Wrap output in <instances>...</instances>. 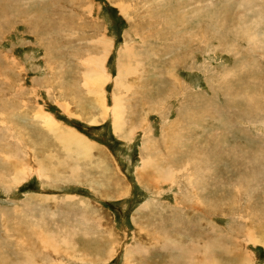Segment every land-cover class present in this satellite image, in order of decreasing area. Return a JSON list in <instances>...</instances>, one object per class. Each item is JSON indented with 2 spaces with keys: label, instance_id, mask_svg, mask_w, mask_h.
<instances>
[{
  "label": "rangeland",
  "instance_id": "1",
  "mask_svg": "<svg viewBox=\"0 0 264 264\" xmlns=\"http://www.w3.org/2000/svg\"><path fill=\"white\" fill-rule=\"evenodd\" d=\"M0 264H264V0H0Z\"/></svg>",
  "mask_w": 264,
  "mask_h": 264
},
{
  "label": "bare ground",
  "instance_id": "2",
  "mask_svg": "<svg viewBox=\"0 0 264 264\" xmlns=\"http://www.w3.org/2000/svg\"><path fill=\"white\" fill-rule=\"evenodd\" d=\"M105 55H106V52L102 57L93 58V59H90L88 61V64H90L91 68H92L90 70H96V71H94V73L98 74L95 79L91 78L92 81H95L96 85L101 84V86H102L109 79L108 75L105 74V70H103L104 69L103 66H104L105 61L107 59V57H105ZM124 73H125V71H121V73L119 75V79L124 78ZM99 95H101V94H99ZM102 98H103V96H100L99 99L101 100ZM120 106L118 103H116V105H115V124H114V126H115V131H117V133L122 130V119H123V115H124L122 110L120 109ZM103 107L105 108V110L107 112L108 108L105 106V104ZM40 120L43 121L45 126H48V128L51 132H53V133L57 132V128L55 126V122L52 119V117H50L49 115L46 114L44 116H41ZM61 135H60V138H61ZM60 141L62 143H65L66 145H68L70 148L79 150L80 152L83 151L85 153H89L91 151V148L89 147L87 141L85 139H83L82 137H79L75 134L64 133L63 137L61 138V140H59V142Z\"/></svg>",
  "mask_w": 264,
  "mask_h": 264
}]
</instances>
